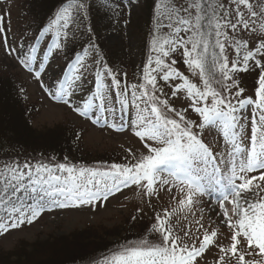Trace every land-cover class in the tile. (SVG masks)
<instances>
[{
    "label": "rangeland",
    "instance_id": "rangeland-1",
    "mask_svg": "<svg viewBox=\"0 0 264 264\" xmlns=\"http://www.w3.org/2000/svg\"><path fill=\"white\" fill-rule=\"evenodd\" d=\"M108 1L120 5L124 13L129 11L135 13L133 21L135 24L130 25L129 19L127 17L124 19L126 16L124 15L121 23L122 32H118V29L109 32L97 29L103 23L102 14L99 12L103 10L105 2ZM158 1L157 9L162 12L166 0ZM221 2L234 12L236 6L231 3V0H221ZM251 2L256 5L264 3V0H251ZM79 3L83 4L84 8L72 11L73 22L67 30V38L61 39L62 47L53 49L54 51L49 53V48L55 38V29L48 31L47 35L52 38V41H45L42 48H38L41 46L40 41H35L37 44L35 45L36 59L30 63V67H25L21 59L31 54L29 43L34 40L37 33L41 32L38 28L46 17H50V13L33 12L31 16L30 10L33 6L29 4V0H0V16L4 17L5 29L4 33H0V119L8 112H12L13 104L4 97V94L9 92L8 90H12L16 97L22 99L23 109H26L25 112L23 110L24 121L16 125L15 132L4 133L0 128V166L8 163V161H2L8 158L7 152L14 154L17 151L15 157L19 158L15 162L21 165L27 162L31 165L42 163L53 167L59 163H66L77 167H99L105 170L112 164H134L140 156L148 154V145L160 146L154 141L142 140L136 136L137 107L133 103L131 94H127L129 103L126 107H122L120 101L109 99L105 110H101L98 107V101H94L93 108L84 116L74 110L75 105L83 103L79 99L81 92H77L71 98L64 97V99H69L68 104L55 95L58 92V84L63 80L67 71L63 69L68 68V65L74 62L69 61L81 49L93 46L96 40L105 46L107 51L104 56L107 58V65L117 77L123 78L124 86L126 85L129 90L133 85L139 86V84H145L144 86L149 91L152 88L144 79L146 69L149 72L152 71L148 65L152 51H148L143 43L145 37L143 32H150V26L153 25L154 33L157 35L158 10L154 12L156 16L148 26L144 9H142L144 3L138 0H79ZM176 3L182 4L184 0H176ZM28 6L31 9L27 12ZM36 6L41 7L40 4ZM240 7L247 16V9L244 6ZM36 20L40 24L36 23ZM80 22L90 24L91 29L89 30L87 26H80ZM259 23L260 21H257V28ZM168 32L169 29L166 33ZM4 35L7 36V44L3 41ZM229 35L246 41L248 50H254L261 40H264V36L257 38L256 33L242 28L236 33L229 30ZM179 51L181 53L179 57L185 66H179L178 70L189 76V81L203 90L198 70L197 74H193L192 69L185 63L183 48H179ZM225 55L228 57L229 68H231L232 62L238 59L237 53L234 48L226 47ZM242 55L243 53L239 57L238 68H243ZM45 56L50 61L45 60ZM91 60L93 57L89 55L88 59L85 57L88 71L84 73L83 79L86 81L84 87L88 92L94 91L95 84V78L90 74L93 66ZM257 61L264 64V55H258L249 60L247 70L230 73L232 79L225 81L229 85L235 81L236 86L231 87L229 97L234 105L240 100L251 99L253 101L243 108H239L237 104L239 109L237 115L242 118L241 123L244 125L245 144H248L251 136L252 120L259 116L256 110L261 111L256 107L259 98L255 94L257 93L255 84L259 86V76L262 74ZM151 65L154 66L152 67L153 72L156 71V64ZM32 68L35 69L32 70ZM179 77L173 76L170 79L176 82ZM105 81L106 79H104L106 84ZM183 83L184 80L178 82L174 90L177 109L172 112L167 111L166 114L175 115L179 119L177 113H182L185 121H193V114L196 112L191 106L192 100L188 97L187 90L180 87ZM212 87L220 90V86L215 81L212 82ZM156 88L158 89L156 95L162 100L161 96L165 95L163 91H160L162 87L156 84ZM240 90L242 93L237 95ZM224 95H229V93L225 91ZM207 103L211 105V97L208 98ZM203 105L204 102L201 101L196 106ZM140 106L144 107L143 104ZM158 106L165 110L163 106ZM96 110L103 114L102 122L106 120L107 127H101L102 124L94 125L93 121L98 123L99 120ZM201 123L202 119L196 121L195 133L207 143L212 142L211 148L218 154L224 152L227 146L221 128L218 125H212L201 129L198 127ZM114 126H120L122 129L115 131ZM52 132L57 134L54 143L48 140L49 133ZM61 132L64 134L63 139L69 143L70 150L65 148L62 140L60 144L57 143ZM26 136L29 137L26 142L21 140ZM39 140L51 147L46 149ZM259 174V172L249 173L248 178L259 176ZM255 183H260L261 187H264V182L254 181ZM143 184H146V181L142 182ZM154 187L156 191L151 196L146 194L142 186L133 185L120 195L117 194L116 197L109 196L106 201L100 200L79 206L59 207L58 204L52 202L51 198H46L42 201L43 208L40 215L32 223L25 221L16 228L10 227L6 232L0 233V264H18L17 262L24 260L23 257L27 255L30 258L35 255L33 259L39 264H66L87 251L91 253L89 255L96 256L90 261L98 264L101 258L116 250L118 246L137 241L146 235L150 241L158 242L159 235L150 230L151 226L157 223V215L163 217L165 210L171 214L167 219L166 227H170L173 235L179 236L188 245L195 243L198 247L205 233L210 234L218 226L221 227L223 232L221 236L217 237L215 244L210 246L201 257H197L195 262V264H218L221 255L220 248H230L233 234L230 229L229 232L226 231L228 226L221 214L223 209L208 208L204 197L194 198L191 205L187 202L181 205L179 198L183 195L171 190L167 184L157 182ZM261 195H264V192ZM56 199L62 200L63 198L57 197ZM32 202L29 200V203ZM0 215H3L2 211ZM185 232H188L187 236ZM237 248L245 253L246 260L254 259L264 264V256L257 255V250L249 249L244 238H240ZM249 252L252 254L248 255ZM224 264H236V259L230 254L225 255Z\"/></svg>",
    "mask_w": 264,
    "mask_h": 264
},
{
    "label": "snow or ice",
    "instance_id": "snow-or-ice-1",
    "mask_svg": "<svg viewBox=\"0 0 264 264\" xmlns=\"http://www.w3.org/2000/svg\"><path fill=\"white\" fill-rule=\"evenodd\" d=\"M231 3L236 6L234 12L221 0H184V3L179 5L176 0H166L163 11L158 10L157 35L152 41V49L158 53L155 70H164L161 77L164 81L173 76H180V73L163 59L178 48H183L185 63L192 69L193 74H197L198 70L203 90L187 77H183L184 83L180 87L187 90V95L192 100L191 106L202 117V123L198 127L203 129L205 126L218 125L221 128L227 146L224 152L219 156L214 155L210 147L193 131L197 125L192 121H185L182 113H177L178 121L169 118L162 111L158 105L166 108L168 112L175 109L169 108L167 100H161L156 95V77L146 69L144 79L152 86L151 91L141 85L144 90L140 96H137L135 91L131 93L133 103L137 107L135 123L138 130L135 134L142 140H151L160 146L148 145V154L140 156L134 164H112L107 170L77 167L66 163L53 167L42 163L31 165L27 162L23 165L14 162L0 166V211L3 213L0 215V221H3L0 222V233L6 232L10 227L16 228L25 221L32 223L40 215L42 201L46 198H51L59 207L79 206L100 200L106 201L122 187L131 185L142 186L146 194L151 196L158 181L161 184L169 183V180L161 179V174L167 173L187 187L186 200H181V205L185 202L191 205L196 195L205 193V179L208 180L209 186L214 185L215 191L219 192L220 208L223 209V216L233 234L230 248H220L218 264H224L225 255L228 254L236 259V264H261L254 259L246 260L245 253L240 252L237 245L242 237L249 249L258 250L257 255L264 256V195H261L264 188L260 183L254 184V181L264 182V64L257 61L262 71L256 93L259 98L257 108L261 113L258 118L252 120L248 144L244 143V125L241 123L242 118L237 115L239 109L229 98L231 87L236 86L235 81L232 85L226 84L225 81L232 79L230 73L247 70L249 60L264 55V40H261L254 50H248L246 41L229 35V30L236 33L242 28L256 33L257 38L264 36V3L254 5L251 0H231ZM240 6L247 9V16ZM83 8L84 5L79 3V0H69L68 6L57 13L45 30L55 29V39L49 53L53 49H60L61 39L67 38V30L73 22L72 11ZM257 21H260L258 28ZM164 27H167L169 32L160 34ZM4 32V17L0 16V33ZM3 41L7 44L6 35ZM226 47L234 48L238 57L232 62L231 68L225 55ZM36 52L37 49L32 47L31 54L21 59V63L30 67V63L36 59ZM241 53L243 68H238ZM86 55V51L84 56L78 54L75 62L68 65L55 94L68 104L69 99L64 97L71 98L81 92L79 99L83 103L75 105L74 110L82 116L87 115L93 108L94 101H98V107L105 110L109 98L107 85L104 83L105 72L99 69L95 73L94 91L85 90L86 81L83 75L88 71ZM47 58L45 56V60ZM148 64H152L151 59ZM106 72L112 75L111 69ZM112 81L115 88L120 89L121 82L114 75ZM213 81L220 86V90L212 87ZM132 87L136 89L137 86ZM126 89L125 85V88L118 92L122 107L129 103ZM225 91L229 95H223ZM241 93L242 90L237 95ZM209 97L212 98L210 106L207 103ZM201 101L204 105L196 106ZM251 103V99L237 101L239 108ZM141 104L144 107L141 108ZM254 172H259V176L248 178V174ZM145 181L146 184L142 185ZM184 190V187L180 188L181 192ZM57 197L63 199L57 201ZM29 200L33 202L29 203ZM225 202L232 205L231 215L225 207ZM170 215L165 210L164 216L157 215V223L151 226L150 231L159 235L158 242L150 241L146 235L137 241L118 246L116 250L101 258L98 264H195L197 257H201L208 247L215 243L217 232L205 233L198 247L195 243L188 245L179 236L173 235L170 227H166ZM185 235L187 236L188 232H185Z\"/></svg>",
    "mask_w": 264,
    "mask_h": 264
},
{
    "label": "trees",
    "instance_id": "trees-1",
    "mask_svg": "<svg viewBox=\"0 0 264 264\" xmlns=\"http://www.w3.org/2000/svg\"><path fill=\"white\" fill-rule=\"evenodd\" d=\"M138 2L144 3V5L142 6V9H144V12H145V15H146L145 19L148 22V26H149V22L154 18V16H156L154 14V12L158 10L157 9V3L159 1L158 0H141V1L138 0ZM29 4L33 6L32 9L29 6H28L29 9H27V12H28V10L31 9L30 10L31 16H33V12H39L40 14H42V13L45 14L46 12L50 13V17L49 18L46 17L44 19V22H42V25L39 26L40 28L48 29L49 24L52 23V21L55 19L57 13L60 10H62L64 7L68 6L69 0H29ZM37 4H40L41 7L37 8V6H36ZM142 9H141V11H142ZM99 14H102L101 19L103 20V23L101 24V26H98L97 29L99 28L101 31H104V32H109V31L116 30V29H118V32L119 31L122 32V29H121V25L122 24L121 23H122V20H123L122 16H124V15H126V16H124V19H125V17H127L129 19V24L130 25L131 24H135V23H133V21L135 19V13H130V11L124 13L123 9L120 8V5H118L117 3L115 4L112 1L108 2V4L103 8V10H101L99 12ZM156 17H158V15ZM40 19H38V20H40ZM142 20H143V18H142ZM36 23L40 24L39 21H37ZM85 24H87V23H85ZM85 24H83L81 22L79 23L80 26H87V28H89V30H90L92 26L90 24H87V25H85ZM135 28H136V26H135ZM163 30L165 32H163ZM167 30H168V28L164 27V28H162L160 30V33L161 34H167L166 33ZM149 31L150 32H147V31L143 32L145 34L143 43L146 45V48H147L148 51H152V53H151L152 56L150 57V59L151 60L153 59L152 63H155V59H156L158 53L154 52L153 49H152V41H153L154 37L156 36L155 33H154L155 29H153V25L150 26ZM87 34H88V31L86 32V36H87ZM96 36L99 38L97 33H96ZM92 47H91V52L89 54L90 57H93V60H91L92 65L94 66V69L92 70V73H96V70H98V69L101 70L102 72H105V76L107 77L108 82L112 84V88L111 89H113L115 91V93L118 94V92L121 89H124V88H122V83L124 82L123 78L121 76L117 77L115 75V73L112 71V75H114L116 77V79L121 82L120 89H116L115 86H114V83L112 81V75H108L107 72H106V70L110 69V68L108 67L107 62H106L107 58L104 56V53L107 51L105 46H102V44L96 40ZM82 50H84V49H81V51ZM81 51H79V53ZM179 55H181V53H180L179 48H178L175 52L170 53V55L168 57H163V59L165 60L166 63L170 64L172 66V68H174L178 73H180V77L178 78V80H176V82L174 80H172V79H169L168 81H164L161 78L162 75H163V71L164 70L161 69L159 71H154L153 72L154 66L150 65V67L152 69V71L150 72L151 75L156 77V81H157L156 84L159 85L160 87H162L161 90L165 94V95L161 96L163 98L162 100H167L168 107L172 108V109L173 108L177 109V107H178V106L175 105L176 97H175V94H174L175 93L174 90L176 88L177 83L182 81L183 77L189 78V76L184 75V73H182V72H180L178 70L179 66H181V65L183 67L185 66L184 64H182V60L180 59ZM76 56L77 55H75L74 57H76ZM87 59H88V56H87ZM173 61H175V63H172ZM140 86H141L140 84H139V86L137 85L136 89H133V87H130L131 88V90H129L130 94L133 91H135L136 95L140 96L141 92L144 90ZM255 87L257 88V91H258L259 86H257L255 84ZM8 91L9 92L7 94L6 93L4 94V97L6 99H8V102L13 104V106H12V112H8L7 115L3 116L2 119H0V128L3 129L4 133H6V132L7 133H9V132L11 133V132H15L16 131V129H15L17 127L16 125H20L21 121L22 122L24 121L23 120L24 115H25L24 112L26 110V109H23V104L21 103L22 99H20V97L19 98L16 97L14 92H12V90H8ZM223 95H224V92H223ZM208 105L210 106V104H208ZM256 107H253V108L255 109ZM23 110H24V112H23ZM165 110H162V111L166 114L167 109L165 108ZM256 111L260 115L261 111H258V110H256ZM166 115L169 118L178 119L175 115L172 116L169 113H167ZM200 117L201 116L199 114H196V113L193 114V118L194 119H193L192 122L196 123V121L200 120ZM178 121H179V119H178ZM193 131L195 132L196 129L193 128ZM62 132H61V136L58 139L57 143L60 144L61 140H62V143H64L63 145L65 146V148L70 150V145H69L68 142H66L63 139V135L64 134H62ZM16 135H18V133H16ZM49 135L50 136H49L48 140L50 142L54 143L57 134L55 132H52V133H49ZM28 138L29 137H27V136L26 137H22L21 140H24V142H26L28 140ZM39 142L42 143L44 145V147H46V149H49L51 147V146H46L45 143L40 141V140H39ZM39 142H37V143H39ZM57 143H56V145H58ZM205 144L208 145V146H211L212 142L211 143H205ZM11 150L12 151H16V150H13V149H11ZM17 153H18L17 151H16V153L14 152V154H11V153L7 152V155H8L7 157L8 158L10 157V158L17 159L18 157H15V155ZM89 254H91V253H89L87 251V253L79 255L78 257H76L77 259L73 258V260L71 262H66V264H86V263L93 264L92 261H90V260L94 259L96 256L89 255ZM34 256L35 255H33V257ZM33 257L30 258L27 255V256L23 257L24 260H22V261L20 260L17 263L18 264H39V263H36V261L33 259ZM74 259H76V260L74 261ZM44 264H49V263H44Z\"/></svg>",
    "mask_w": 264,
    "mask_h": 264
},
{
    "label": "bare ground",
    "instance_id": "bare-ground-1",
    "mask_svg": "<svg viewBox=\"0 0 264 264\" xmlns=\"http://www.w3.org/2000/svg\"><path fill=\"white\" fill-rule=\"evenodd\" d=\"M57 201H59V200H57ZM55 204H58V203H55Z\"/></svg>",
    "mask_w": 264,
    "mask_h": 264
}]
</instances>
